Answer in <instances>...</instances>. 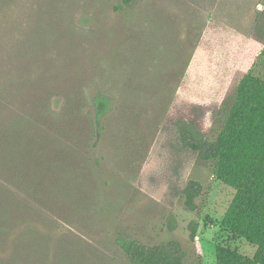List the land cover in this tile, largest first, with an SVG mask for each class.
<instances>
[{
  "label": "rangeland",
  "instance_id": "obj_1",
  "mask_svg": "<svg viewBox=\"0 0 264 264\" xmlns=\"http://www.w3.org/2000/svg\"><path fill=\"white\" fill-rule=\"evenodd\" d=\"M263 49L264 0H8L0 200L19 209L32 259L130 264L119 236L177 241L185 264H216L218 244L252 257L254 246L220 226L235 192L180 132L214 141L241 79H264ZM98 94L112 100L99 136ZM191 181L201 187L195 210Z\"/></svg>",
  "mask_w": 264,
  "mask_h": 264
},
{
  "label": "trees",
  "instance_id": "obj_2",
  "mask_svg": "<svg viewBox=\"0 0 264 264\" xmlns=\"http://www.w3.org/2000/svg\"><path fill=\"white\" fill-rule=\"evenodd\" d=\"M7 1L0 0V11ZM117 1L121 8H130L141 0ZM111 105L112 100L103 94L93 99L97 136ZM180 140L184 147L197 152L201 160L211 162L217 180L235 192L220 222L221 228L256 248L249 257L218 244L216 264H264V79L252 73L241 79L225 124L214 141L185 129L180 132ZM14 163L9 164L15 167ZM200 193V185L189 182L184 191L189 209H196L195 199ZM10 204L9 200L6 203L0 200V264H47L44 260L32 259L31 238L26 243L19 242L25 231L18 233L21 215ZM22 216L28 219L24 227L29 235L33 230L30 212ZM190 231L191 238L195 239V223ZM115 244L130 264H185V252L177 241L146 245L136 238L119 236Z\"/></svg>",
  "mask_w": 264,
  "mask_h": 264
}]
</instances>
